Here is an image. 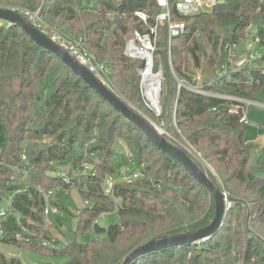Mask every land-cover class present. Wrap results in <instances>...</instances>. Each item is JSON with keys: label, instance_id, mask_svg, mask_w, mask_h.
Listing matches in <instances>:
<instances>
[{"label": "trees", "instance_id": "16d2710c", "mask_svg": "<svg viewBox=\"0 0 264 264\" xmlns=\"http://www.w3.org/2000/svg\"><path fill=\"white\" fill-rule=\"evenodd\" d=\"M0 7L40 9L51 26L81 38L96 59L109 68L115 86L112 89L140 113L148 112L139 87L143 62L127 57L124 49L134 29L146 31L154 22L159 11L155 0H0ZM136 10L149 12V23L137 18ZM185 20L186 32L172 42V63L165 27L160 28L156 43L155 63L162 65L164 77L162 121L167 131L179 135V129L200 152L202 158L188 154L229 193L234 207L220 229L206 240L148 253L132 264H264V178L258 175L263 165L253 157L254 147L246 141L245 125L239 114L228 112L223 99L188 90L178 95L172 74L173 67L180 77L190 78L197 71L210 75L226 63L223 46L240 44L252 26L259 27L256 34L264 44V2L230 0L211 13ZM240 76L239 82L215 89L257 98L264 72L252 68ZM38 108L46 112V118L34 125L32 112ZM118 138L128 150L125 163L141 168L144 177L118 182L107 194L105 179L117 172L111 157ZM86 147L89 154L96 155H86ZM23 152L29 162L22 159ZM67 161L77 167L75 175H68L69 183L62 175H53V171L58 172L54 164ZM84 162L91 163L90 170H84ZM205 164L212 166L219 178ZM66 188H76L86 202L77 210L76 232L94 229L96 235L105 237H93L86 243L72 241L60 251L56 246H46L54 244L45 227L47 206H58L64 214L75 213L47 198L46 192ZM257 190L261 195L251 199L249 194L256 195ZM118 198L119 222L101 228L96 222L98 216L114 211ZM250 200L259 204L252 213ZM35 206L39 207L37 213L31 211ZM2 209L7 210V217H0L3 246L67 255V264H122L133 249L152 238L209 225L215 202L179 161L159 149L61 58L36 44L20 26L0 20ZM244 212L255 216L252 229L261 233L248 230L245 237L241 229L233 228ZM0 264L23 263L0 250Z\"/></svg>", "mask_w": 264, "mask_h": 264}, {"label": "built area", "instance_id": "2783aa9c", "mask_svg": "<svg viewBox=\"0 0 264 264\" xmlns=\"http://www.w3.org/2000/svg\"><path fill=\"white\" fill-rule=\"evenodd\" d=\"M159 11L154 16V22L149 25L148 30L141 31L139 29H134L130 34L126 44L124 53L127 57L131 59L140 60L143 62V66L140 68V87L144 91V95L147 100L151 103L152 96L157 95L158 100H160L161 94L164 88V77L162 65L157 66L155 63L154 53L156 51V43L159 36V30L162 27L166 28L168 36V51L169 59L171 60V50L173 39L180 37L186 32L187 23L185 18L198 16L202 13H211L218 5L229 2L230 0H155ZM264 2V0H259ZM18 11V10H17ZM21 13L25 14L37 27L44 31L52 40L67 49L76 59L84 66H86L89 71L94 73L103 83L112 89V86L108 83L109 80V68L106 64L99 62L96 57L88 50L85 46L84 41L79 38H72L61 31L57 30L51 26L43 17L41 10H29L22 8ZM135 15L137 18L142 20L144 23H149L152 16L149 12L145 10H136ZM250 36L249 29L246 31L244 40ZM244 40L241 42L243 43ZM254 42H260V38L254 37ZM226 43L223 46V52L226 58V63L221 67L217 68L210 75L204 74L201 71H197L190 78L180 77L175 72L172 67V74L177 86V94L179 95L182 90H188L192 93L205 95L208 97L220 98L226 101L225 107L229 113L239 114V120L242 124L246 125L249 123V109L260 108L264 109V100L259 98H249L243 96L232 95L215 88H222L229 83H237L240 81V75L242 73L250 71L254 68L253 64L255 62H260L264 59V55L254 52L253 49H247L246 51L240 52L239 45ZM172 65V64H171ZM264 72V67L261 69ZM249 83H252L250 80ZM213 110H217L214 107ZM175 120V114H174ZM176 122V121H175ZM162 135L167 136L168 133L159 128ZM97 133V132H96ZM170 137L173 141L179 144V141L174 139L171 135ZM184 142H181L180 147L185 149L188 153H192L198 158H202L200 152L196 150L194 145L184 138ZM95 141V138L93 142ZM85 154L91 157L95 156L96 153H88L87 147L84 149ZM22 159L29 162L28 156L25 152L22 153ZM52 165L54 164L51 162ZM85 171L91 169L92 165L89 162H84L82 164ZM217 178L219 175L212 168L210 169ZM63 177L64 182H70L68 174H60ZM144 177L142 169L134 166V169L127 172L126 167H123L119 172L115 174L108 175L105 179V192L110 194L118 182H133L139 178ZM226 196L229 193L223 189ZM20 192V191H18ZM54 190H48L46 192V197L52 196ZM11 205V202H9ZM86 204V202H85ZM234 202L230 199L225 201V216L228 211L233 207ZM38 206L31 207V211L37 213ZM52 212H57L58 210L54 206H50ZM47 211V210H46ZM1 219L7 217V210L2 209L0 211ZM98 222V220L96 221ZM1 225V224H0ZM1 227V226H0ZM0 228V237L3 234ZM18 237L19 234H18ZM207 239V238H206ZM204 239V240H206ZM201 240V241H204ZM200 242V241H199ZM2 242L0 238V250L2 251ZM55 247V244H52Z\"/></svg>", "mask_w": 264, "mask_h": 264}, {"label": "rangeland", "instance_id": "374dc122", "mask_svg": "<svg viewBox=\"0 0 264 264\" xmlns=\"http://www.w3.org/2000/svg\"><path fill=\"white\" fill-rule=\"evenodd\" d=\"M258 31H259V27L257 26H252L249 28L250 36L247 39H245L244 42L241 43V45H239L240 52L246 51L247 49H253L254 52L264 55V44H261L259 42H254V37L256 36V33H258ZM220 32L222 35H224L225 33L223 30ZM253 66L254 68L259 70L263 69L264 59L260 62L259 61L255 62ZM108 83L112 86V88L113 87L115 88L114 83L110 78L108 80ZM140 92L144 99L143 102L145 104V107L148 110V112L144 111L143 115L146 116L148 119H150L158 128L164 129L169 136L171 135L174 139L178 140L179 144L181 142H184L185 141L184 138H186V136L179 129H178L179 135H175L174 133L166 130L167 124H164V122L162 121L161 115H162L163 92L159 100L158 108H154L152 106V103H150L147 100V97L144 95V91L141 90V87H140ZM256 97L261 100H264V83L262 88L260 89V92ZM41 112H44L42 113L43 114L42 116L40 115ZM248 114H249V123L245 125L246 128L245 138L246 141L248 143H251L254 147L253 157L258 158L261 164L263 165L262 169L258 171V175L264 178V109L251 108L249 109ZM32 115L34 116L33 117L34 125L37 124V121L41 122L46 118V112L44 110H41V108H38L36 110L34 109ZM111 120L112 117L109 119L110 123ZM127 155H128V150L124 140L118 138L114 144V153L112 154L111 157L112 164L117 172H119L123 167H126L128 173L134 169V165L132 163H128V164L125 163V156ZM54 166L58 170V172L53 171V175L62 174V173H66V174L69 173L68 175H70V172L71 174L75 175L77 168V167L73 168L72 164L69 161L55 163ZM205 166L206 168L209 169L213 168L210 165L205 164ZM256 193H257L256 195L249 194V197L252 199L255 196L261 195L259 190H257ZM49 199L50 200L53 199L55 201H58L59 203H63L64 205L68 206L72 212L75 213L74 216L68 213L64 214L60 212V208L58 206H55V208L58 211L52 212L50 209L51 205L47 206L45 227L52 235V240L54 241V244L57 249L61 251L69 242L72 241H77L79 243H86L88 240H90L93 237H97L99 239L105 237V234L96 235L94 229H91L84 233L76 232V225L79 219V213L77 212V210H79V207H84L86 205L82 196H80V194L76 191V188H66L64 190L57 189L53 192L52 196L50 195ZM115 203L116 206L114 211L103 213L98 216V225L101 228H107L111 224H115L119 222L120 217L118 214V208L121 205V200L118 198L115 200ZM249 204H250L249 207L251 208L250 211L251 213L252 210L257 209L259 205L258 203H255L251 200ZM245 212L242 218L240 219V222L236 220L235 224L233 223V228L235 229L236 227L238 229H241L242 231L241 236H245V237L247 235L246 232H248V230H253L261 233L262 231L258 229H252V227H254L253 225H254L255 216L252 214L248 216V214L246 215ZM248 233H250V231ZM51 245L52 244H50L49 242V244L47 243L46 246H51ZM2 251L6 254L8 258H18L23 264H67L69 261V257L67 255L51 254L49 252H40L27 248H21L16 245L2 246ZM235 252L236 251H233V256L237 254ZM210 257H214V255H210Z\"/></svg>", "mask_w": 264, "mask_h": 264}, {"label": "water", "instance_id": "95a60500", "mask_svg": "<svg viewBox=\"0 0 264 264\" xmlns=\"http://www.w3.org/2000/svg\"><path fill=\"white\" fill-rule=\"evenodd\" d=\"M0 20L20 26L36 44L55 53L115 110L120 112L130 122L137 125L159 149L179 161L198 183L208 189L214 198L215 215L209 225L199 229H190L152 238L133 249L124 258L122 264H132L137 258L148 253L199 242L214 235L220 229L225 219L226 197L227 199H230V197L226 196L225 192L210 179L207 172L191 158L185 149L172 143L166 136L162 135L159 128L150 119L137 111L122 96L103 83L67 49L56 43L44 31L37 27L25 14L16 9L0 7Z\"/></svg>", "mask_w": 264, "mask_h": 264}, {"label": "bare ground", "instance_id": "6f19581e", "mask_svg": "<svg viewBox=\"0 0 264 264\" xmlns=\"http://www.w3.org/2000/svg\"><path fill=\"white\" fill-rule=\"evenodd\" d=\"M151 103H152V106H153L154 108H158L159 100H158L157 95H153V96H152V101H151Z\"/></svg>", "mask_w": 264, "mask_h": 264}]
</instances>
